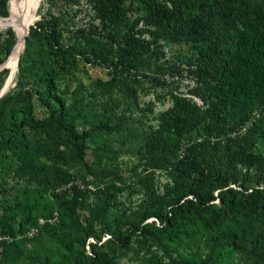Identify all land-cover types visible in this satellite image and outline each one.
I'll list each match as a JSON object with an SVG mask.
<instances>
[{
    "label": "rangeland",
    "instance_id": "1",
    "mask_svg": "<svg viewBox=\"0 0 264 264\" xmlns=\"http://www.w3.org/2000/svg\"><path fill=\"white\" fill-rule=\"evenodd\" d=\"M156 1L196 20L215 8L230 13L236 5ZM8 3L0 0V18L8 16ZM114 3L111 16L93 0H38L4 91L8 69L2 64L16 35L11 27L0 28V264H73L81 252L89 260L91 249L115 264H172L208 254L214 264H256L247 250L264 234L259 217L215 228L198 211L169 231L154 216L139 223L146 207L157 206L147 189L160 194L184 149L213 140L207 128L215 110L212 82L196 69L209 41L165 29L157 11L139 0ZM54 39L64 54L55 52ZM44 77L53 82L54 110L39 99ZM258 119L262 131L255 134L252 152L258 157L251 165L236 157L235 118H227L219 139L231 146L225 172L237 199L264 186V113ZM59 123L92 133L74 139ZM143 224L150 225L149 234L134 228ZM220 230L235 232L244 248L231 245ZM127 231L123 247L114 236Z\"/></svg>",
    "mask_w": 264,
    "mask_h": 264
},
{
    "label": "trees",
    "instance_id": "2",
    "mask_svg": "<svg viewBox=\"0 0 264 264\" xmlns=\"http://www.w3.org/2000/svg\"><path fill=\"white\" fill-rule=\"evenodd\" d=\"M93 1L95 7L109 8L107 11L113 15L114 0ZM139 1L152 11H157V23L165 29L177 28L180 34L187 35L193 41H209V46L201 50V61L196 69L200 71L199 77H208L212 82L211 94L215 98L212 122L207 127L213 140L196 142L184 149L178 167L171 176V183L165 184L160 194L153 187L147 189L151 202L157 203V206L152 209L146 207L139 223L154 216L163 224L162 229L169 231L180 218L197 215L198 211L206 212L210 225L215 228L227 222H244L251 216L264 221V186L250 192L244 199L236 198V190L229 186V177L225 172L231 146L222 145L219 140L228 130L227 118H235L232 140L236 157L242 158L247 165L256 162L258 156L252 149L255 147V134L262 131L263 120H254L243 135L238 132L252 116L256 105L264 102V0H232L236 5L230 13L222 14L221 10L215 8L205 20H196L180 10L160 6L156 0ZM48 41H52V37L48 36ZM10 43L9 51L14 39ZM27 44L28 38L25 46ZM53 47L55 52L64 54V47L55 39ZM43 82L45 89L38 92L39 99L54 110L53 102L49 101L54 88L52 79L44 77ZM53 100L57 101V98ZM58 126L65 129L68 136L83 141L92 133V129L78 132L60 123ZM214 192L216 195H213ZM216 198L218 204L213 202ZM149 226L135 225L134 228L149 234ZM220 236L229 239L231 245L244 248L238 244L235 232L220 230ZM129 237L127 231L116 234L114 239L119 245L127 247ZM247 251L255 257V263L260 264L264 255V234L253 239ZM90 253L89 260H85L83 252L74 256L73 264H115L106 255L100 256L92 249ZM172 264H214V258L211 254L199 259L174 258Z\"/></svg>",
    "mask_w": 264,
    "mask_h": 264
},
{
    "label": "bare ground",
    "instance_id": "3",
    "mask_svg": "<svg viewBox=\"0 0 264 264\" xmlns=\"http://www.w3.org/2000/svg\"><path fill=\"white\" fill-rule=\"evenodd\" d=\"M38 0H22V9L19 12V0H9V13L5 18H0V28L11 27L16 35V42L7 60L2 67L8 69V75L2 90H6L12 82L16 72L17 59L22 50L24 37L29 25L33 22Z\"/></svg>",
    "mask_w": 264,
    "mask_h": 264
},
{
    "label": "built area",
    "instance_id": "4",
    "mask_svg": "<svg viewBox=\"0 0 264 264\" xmlns=\"http://www.w3.org/2000/svg\"><path fill=\"white\" fill-rule=\"evenodd\" d=\"M260 106V108H255L253 110L252 116L240 127L241 131H245V129L250 126L256 118H258L262 113H264V102Z\"/></svg>",
    "mask_w": 264,
    "mask_h": 264
},
{
    "label": "water",
    "instance_id": "5",
    "mask_svg": "<svg viewBox=\"0 0 264 264\" xmlns=\"http://www.w3.org/2000/svg\"><path fill=\"white\" fill-rule=\"evenodd\" d=\"M24 39H25V37H24ZM0 68H1V66H0Z\"/></svg>",
    "mask_w": 264,
    "mask_h": 264
}]
</instances>
